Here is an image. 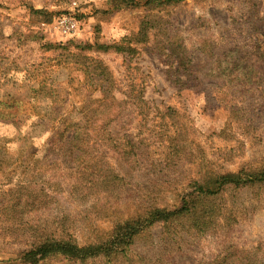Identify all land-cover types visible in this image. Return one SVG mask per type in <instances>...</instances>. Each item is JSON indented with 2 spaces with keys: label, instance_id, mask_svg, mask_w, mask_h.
I'll return each mask as SVG.
<instances>
[{
  "label": "rangeland",
  "instance_id": "rangeland-1",
  "mask_svg": "<svg viewBox=\"0 0 264 264\" xmlns=\"http://www.w3.org/2000/svg\"><path fill=\"white\" fill-rule=\"evenodd\" d=\"M114 3L0 0V264H18L28 247V236L18 235L23 221L59 226L83 243L152 203L182 205L194 180L264 164V76L246 64L264 65V0L120 10ZM61 15L75 18L74 34L56 28ZM150 19L154 27L139 34ZM179 54L196 80H177H186ZM135 97L145 101L146 114ZM114 106L123 111L106 129L116 141L135 142L137 155L125 159L108 147L105 156L85 155L81 161L95 165L103 156L114 183L103 186L95 177L96 185L78 184L72 168L79 161L47 155L48 143L90 118L87 110L98 107L103 114L93 116L107 119ZM171 134L174 154L165 146ZM215 199L203 203L215 208L205 228L197 230L192 215L156 223L135 238L133 263L111 264H207L234 249L264 250V186L226 189ZM24 200L34 206L23 215L1 210Z\"/></svg>",
  "mask_w": 264,
  "mask_h": 264
},
{
  "label": "trees",
  "instance_id": "trees-1",
  "mask_svg": "<svg viewBox=\"0 0 264 264\" xmlns=\"http://www.w3.org/2000/svg\"><path fill=\"white\" fill-rule=\"evenodd\" d=\"M114 9L120 10L125 8L136 7L143 5L148 8H161L169 5H174L183 0H114ZM153 22L144 20L141 24L139 34H147L149 29L154 27ZM149 28H148V26ZM148 29V30H147ZM106 49L107 46L102 45ZM116 50H123V47L114 45ZM251 63V64H250ZM180 64L183 68V73L186 74V80L182 81L180 77H176L182 84L186 81L196 80L193 76V65L186 56L179 54L177 65ZM250 64L249 68L264 76V65H261L257 60L247 61ZM136 104L139 112L143 115L148 112V106L143 99L137 98ZM113 111H107L111 116L107 119L97 118L93 115L103 114V110L98 107L89 109L92 116L86 119L84 123L74 124L75 127H70L71 135L69 136V129L67 131L55 132V137L48 143L46 149L47 155L52 153L55 156H64L79 161V165L73 167L72 170L77 173L78 184L83 181L90 185L94 184L96 177L97 184L107 186L114 183V172L105 170L103 167L105 149L110 148L117 153H121L125 159L134 158L135 142L130 139H125L124 142L116 141L111 135V132L106 128L110 120L115 119L122 113V108L114 106ZM114 112V113H113ZM147 117V116H146ZM145 117V118H146ZM177 136L171 134L166 138V148L170 153L174 154L177 149ZM137 147V146H136ZM138 148V147H137ZM99 156L98 164L95 165L93 161L82 160L85 156ZM90 169L89 173L86 170ZM95 173V174H93ZM90 177V178H86ZM194 180L190 185L193 190L188 194V198H182V205L178 207L168 208L166 206H158L157 204H150L144 207L139 213L132 218L117 220L113 224L111 230L106 235H99L93 238L86 239L80 243L75 236L70 235L65 229L57 230L59 226L54 229L39 225L27 226L26 222H21L18 227V235L22 239L26 236L29 238L28 247L20 252L16 259L18 264H45L49 258H59L64 260L63 264H85L89 259H98L104 264H111V260L123 259L128 263H133L130 255V247L133 245L136 237L149 231L156 223L169 224L176 219L185 218L186 215H192L196 219L197 230L206 227L210 222L212 216L215 215V208L213 205L205 206L203 203L212 202L215 198L226 189H243L264 186V164L258 167L252 166L241 168L237 172H228L224 174H215L209 177L206 181ZM78 188V187H75ZM73 192H80L81 188L75 189ZM44 194H40L41 197ZM210 199H214L211 200ZM38 204H41L40 202ZM34 206V205H33ZM30 201L24 200L19 203H10L9 205H2L1 210L5 213L19 212L25 213L33 208ZM35 207H40L36 205ZM64 228V227H62ZM207 264H264V250L259 247L256 250H231L224 255H218L214 260Z\"/></svg>",
  "mask_w": 264,
  "mask_h": 264
},
{
  "label": "built area",
  "instance_id": "built-area-1",
  "mask_svg": "<svg viewBox=\"0 0 264 264\" xmlns=\"http://www.w3.org/2000/svg\"><path fill=\"white\" fill-rule=\"evenodd\" d=\"M54 25L62 35H72L77 29V21L71 15H61L55 18Z\"/></svg>",
  "mask_w": 264,
  "mask_h": 264
}]
</instances>
